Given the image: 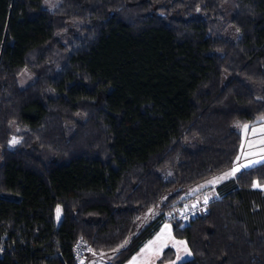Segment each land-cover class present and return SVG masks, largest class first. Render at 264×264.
I'll return each instance as SVG.
<instances>
[{
  "label": "trees",
  "instance_id": "16d2710c",
  "mask_svg": "<svg viewBox=\"0 0 264 264\" xmlns=\"http://www.w3.org/2000/svg\"><path fill=\"white\" fill-rule=\"evenodd\" d=\"M43 3L0 0V264H125L209 184L177 264H264V161L205 183L264 121V0Z\"/></svg>",
  "mask_w": 264,
  "mask_h": 264
},
{
  "label": "rangeland",
  "instance_id": "374dc122",
  "mask_svg": "<svg viewBox=\"0 0 264 264\" xmlns=\"http://www.w3.org/2000/svg\"><path fill=\"white\" fill-rule=\"evenodd\" d=\"M59 2H60V0H44L43 6L46 9L53 10L56 8V6L59 4ZM34 79H35V74L28 68L24 69L19 76V81H20V84L22 86L29 84ZM262 118H264V116L260 117L259 119L263 120ZM235 126L239 130L242 131L243 137H244L242 151L240 154V158H242V161L238 162L234 167L223 172L222 174H220L214 178L206 180L205 183H209V181H216L220 177H225V173H229V175H231V170L233 168L239 167V169L241 170L245 167H240V166L241 165H248L249 161H261V162L264 161V121L256 123V124H252V125L242 124L240 122H236ZM245 126H247V129H245ZM255 164H257V163H255ZM204 190L206 191L205 195L213 196V197H215L217 195V191H216V188L214 186H210ZM188 195H186V197H188ZM189 196H191V195H189ZM201 196H203V195H201ZM57 209H58L57 214L59 216H62L61 206H59ZM156 213H157L156 211H152V212L148 213L146 215L144 221L146 222L148 219L155 217ZM178 241H183V240L177 239L175 243L169 242L167 245H164L163 247H165V246L171 247V245L175 246L176 244L178 247H189L188 245L186 246L185 243H183V244L178 243ZM160 245H163V244H160ZM103 255L108 256L109 254L104 253ZM92 257H93V254H87V256L85 257V260L87 262L86 264H101L99 262V260H104V261L107 260L103 257L102 259H98L97 261H93ZM91 260H92V262H91Z\"/></svg>",
  "mask_w": 264,
  "mask_h": 264
},
{
  "label": "crops",
  "instance_id": "0c3cea01",
  "mask_svg": "<svg viewBox=\"0 0 264 264\" xmlns=\"http://www.w3.org/2000/svg\"><path fill=\"white\" fill-rule=\"evenodd\" d=\"M226 177H228V176H225L223 178H226ZM218 181H220V180H218ZM209 185L194 188L189 193V195H195V194L203 195L206 193V191L204 190L205 187H208ZM212 185H214V184H212ZM57 210H56V218H57V222H60L62 216H59L57 214ZM177 239L179 240L180 238H177L174 235L172 222H169V221L165 222L162 224V226L160 227L158 232L154 235V237L152 239H150L143 247H141V249L125 264H177L183 260L192 258L193 253H192V250L190 249V247H178L176 244L175 246L171 245V247H173L175 252H176L175 258L173 260H170V261H160V258L162 257L163 252L165 251L166 248H168L166 246L165 247H163V246L167 245L169 242L175 243ZM180 240H183L185 242L186 246L188 245V243L186 242L185 239H180ZM160 244H163V245H160ZM185 248H187V251H185ZM103 254L104 253L93 254L92 260L97 261L98 259H102L103 257L107 260L110 258L109 255L106 256ZM106 254H109V253H106ZM178 255L181 257V259H177ZM92 260H91V262H92ZM106 261L99 260V262L101 264H105Z\"/></svg>",
  "mask_w": 264,
  "mask_h": 264
},
{
  "label": "built area",
  "instance_id": "2783aa9c",
  "mask_svg": "<svg viewBox=\"0 0 264 264\" xmlns=\"http://www.w3.org/2000/svg\"><path fill=\"white\" fill-rule=\"evenodd\" d=\"M207 198V203L205 199ZM213 196L205 195L198 198H189L183 201L177 208L169 212L166 216L165 222L177 221V222H190L201 215H206L209 212L210 203L213 200ZM87 247L84 245L77 247V256L79 262L83 261L84 253L87 251Z\"/></svg>",
  "mask_w": 264,
  "mask_h": 264
},
{
  "label": "snow or ice",
  "instance_id": "6c2138e0",
  "mask_svg": "<svg viewBox=\"0 0 264 264\" xmlns=\"http://www.w3.org/2000/svg\"><path fill=\"white\" fill-rule=\"evenodd\" d=\"M262 119H264V118H262ZM245 129H247V126H245ZM240 159V157H237V160H239ZM261 161H249V164L248 165H241L240 167H249V166H252V165H254L255 163H260ZM240 169H239V167H237V168H233L232 170H231V175H234L236 172H238ZM227 175H229V173H225V176H227ZM218 179H223V177H220V178H218ZM209 183H212V181H209ZM257 187H259V185H257ZM205 203H207V198L205 199ZM167 227V226H166ZM125 243H127V242H125ZM151 243V242H150ZM178 243H180V244H183V243H185V242H183V241H178ZM121 247H123V245H121ZM185 251H187V248H185ZM190 254V253H189ZM177 259H181V257L178 255L177 256Z\"/></svg>",
  "mask_w": 264,
  "mask_h": 264
}]
</instances>
